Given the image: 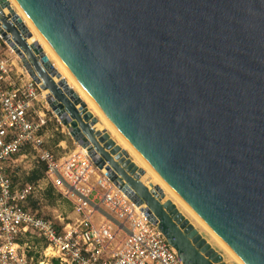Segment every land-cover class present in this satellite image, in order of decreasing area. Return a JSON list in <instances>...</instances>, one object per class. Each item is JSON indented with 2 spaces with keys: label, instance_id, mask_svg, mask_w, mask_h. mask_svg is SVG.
Instances as JSON below:
<instances>
[{
  "label": "water",
  "instance_id": "95a60500",
  "mask_svg": "<svg viewBox=\"0 0 264 264\" xmlns=\"http://www.w3.org/2000/svg\"><path fill=\"white\" fill-rule=\"evenodd\" d=\"M17 1L163 179L246 264H264V0ZM6 27L56 98L47 99L54 112L69 115L60 119L70 135L146 204L183 264H227L172 201L163 204L142 184L107 132L95 138L86 121L93 114L64 80L87 111L82 119L52 79L57 70L43 48ZM18 27L30 36L22 20Z\"/></svg>",
  "mask_w": 264,
  "mask_h": 264
},
{
  "label": "built area",
  "instance_id": "2783aa9c",
  "mask_svg": "<svg viewBox=\"0 0 264 264\" xmlns=\"http://www.w3.org/2000/svg\"><path fill=\"white\" fill-rule=\"evenodd\" d=\"M1 8L0 3V12ZM3 18L0 19V30L5 33L0 31V264H28L20 251L27 245L24 240L33 236L46 243L44 256L59 264H183L176 249L149 218L145 204L138 205L125 192V182L100 169L87 148L78 144V150L59 155L50 147L49 121L43 111L45 104L52 109L47 99L53 93L41 88L42 76L7 30L6 23L25 40L23 32L11 17ZM3 45L21 61L22 67L3 56ZM17 49L40 83L31 76ZM34 54L46 70L40 55ZM59 143L57 147L61 148L65 144L64 140ZM31 153L44 166L42 181L72 202L76 217L62 214L52 220L29 207L30 200L42 190L41 185L19 187L10 170L12 165V170H16L20 158H28Z\"/></svg>",
  "mask_w": 264,
  "mask_h": 264
},
{
  "label": "bare ground",
  "instance_id": "6f19581e",
  "mask_svg": "<svg viewBox=\"0 0 264 264\" xmlns=\"http://www.w3.org/2000/svg\"><path fill=\"white\" fill-rule=\"evenodd\" d=\"M11 1L15 4L12 6L13 8H10L6 0H0V3L2 4L0 19L4 20L3 16H6L8 19L9 17H11L13 23L16 26H18V21L20 20L25 23L30 33V36L28 37H26V35L23 33L27 45L33 46V44L38 43L43 48L48 59L57 70V73L52 76V78H54V80L58 82L59 85L61 83L60 86L65 93L67 92L66 89H63V81L66 80L67 85L70 87V89H73L79 95L81 103H84L87 106V110L91 112L93 114V117L97 119V122L95 123L93 121V117H89L86 120L94 129V133H96L95 138H100L104 135L103 133L107 132L111 136V138L129 154L130 158H132L131 160L133 161L134 159L133 162H135V164L138 166L137 175L139 177V180L149 191L154 193V196L156 198H160L163 204L168 203V201H172L177 206V208L179 207L184 212H186L188 216L195 220V223L199 224V226L202 227L203 230H206L209 235H211V237L218 244H220V246L223 247L229 255L232 256L234 260H236L239 264H246L243 259L211 228V226L165 181V179H163V177L151 165V163L127 139V137L119 130V128L113 123V121L109 119V117L104 113L99 104L79 82V80L72 73L66 63L61 59V57L58 55V53L55 51L46 37L40 32L34 21L27 14L21 4L17 0ZM67 96L74 103V99L69 94ZM81 103L74 104L80 112L82 119L85 120L84 115L85 113H87V111L86 109H84ZM65 116L68 117L69 115L66 112H62L60 114V117ZM85 136L89 143H92L88 135ZM113 158H115L114 160H116V156H113ZM157 187L163 190V196L159 193ZM145 208H147L146 204ZM201 246L206 250L208 248L204 242H202Z\"/></svg>",
  "mask_w": 264,
  "mask_h": 264
},
{
  "label": "rangeland",
  "instance_id": "374dc122",
  "mask_svg": "<svg viewBox=\"0 0 264 264\" xmlns=\"http://www.w3.org/2000/svg\"><path fill=\"white\" fill-rule=\"evenodd\" d=\"M10 8L15 5L11 0H6ZM5 50L3 51V56H6L10 60H13L18 67H22V63L14 55L12 56L9 51L6 49V46L3 45ZM45 104V103H44ZM44 114L48 119L47 130L50 135V147H52L57 154H69L80 148L78 143L70 135L69 130L64 126L57 116L53 113L52 109L45 104ZM100 123V121H99ZM114 138V137H113ZM64 140L65 144L61 148L57 147V144ZM60 144V143H59ZM132 159V158H131ZM134 161V159H133ZM18 165V168L16 167ZM14 165H12L13 168ZM10 170L11 177L16 185L23 187L26 184H31L34 186L41 185L42 190L37 192L36 196L33 197L29 202V207L35 211L39 212L41 215H45L48 218L55 220L58 216L64 214L65 217H76L74 214L73 204L71 201L64 199L62 195L60 196L58 192L50 185H47L43 179L44 175V166L37 162V159L34 157V154L31 153L28 158H20V161L16 163L15 169ZM179 208V207H178ZM179 210L192 221L191 223L195 228L200 232L202 237L206 239L211 246L218 251L227 264H239L236 260L232 258L231 255L226 252V250L220 246L206 230H203L199 224L195 223L190 216L186 214L182 209ZM26 246L20 251V254H25L28 260V264H53V260L44 256V249L46 243L44 240L33 236L32 238H27L24 240Z\"/></svg>",
  "mask_w": 264,
  "mask_h": 264
},
{
  "label": "trees",
  "instance_id": "16d2710c",
  "mask_svg": "<svg viewBox=\"0 0 264 264\" xmlns=\"http://www.w3.org/2000/svg\"><path fill=\"white\" fill-rule=\"evenodd\" d=\"M53 264H59V262L58 261H54Z\"/></svg>",
  "mask_w": 264,
  "mask_h": 264
}]
</instances>
